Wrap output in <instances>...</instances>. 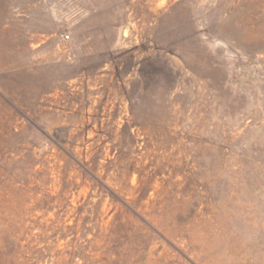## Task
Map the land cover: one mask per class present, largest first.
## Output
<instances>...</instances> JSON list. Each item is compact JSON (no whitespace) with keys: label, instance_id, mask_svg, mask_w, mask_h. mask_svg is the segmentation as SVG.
<instances>
[{"label":"rangeland","instance_id":"1","mask_svg":"<svg viewBox=\"0 0 264 264\" xmlns=\"http://www.w3.org/2000/svg\"><path fill=\"white\" fill-rule=\"evenodd\" d=\"M0 264H264V0H0Z\"/></svg>","mask_w":264,"mask_h":264}]
</instances>
